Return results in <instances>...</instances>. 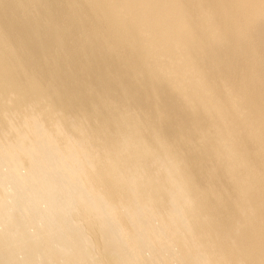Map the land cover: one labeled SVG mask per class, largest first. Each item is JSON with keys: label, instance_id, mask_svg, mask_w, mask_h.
<instances>
[{"label": "bare ground", "instance_id": "6f19581e", "mask_svg": "<svg viewBox=\"0 0 264 264\" xmlns=\"http://www.w3.org/2000/svg\"><path fill=\"white\" fill-rule=\"evenodd\" d=\"M0 264H264V0H0Z\"/></svg>", "mask_w": 264, "mask_h": 264}]
</instances>
